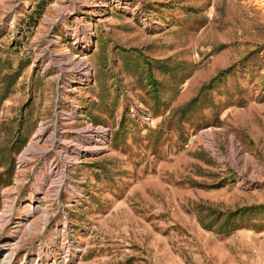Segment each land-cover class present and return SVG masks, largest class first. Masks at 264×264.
Instances as JSON below:
<instances>
[{"label": "rangeland", "instance_id": "obj_1", "mask_svg": "<svg viewBox=\"0 0 264 264\" xmlns=\"http://www.w3.org/2000/svg\"><path fill=\"white\" fill-rule=\"evenodd\" d=\"M16 236L12 264H264V0H0Z\"/></svg>", "mask_w": 264, "mask_h": 264}, {"label": "bare ground", "instance_id": "obj_2", "mask_svg": "<svg viewBox=\"0 0 264 264\" xmlns=\"http://www.w3.org/2000/svg\"><path fill=\"white\" fill-rule=\"evenodd\" d=\"M77 64H78V67L80 68L79 70H81V69L83 70L85 68L84 62L82 60H79ZM84 74L87 75L88 74L87 71ZM8 212H9V210H8ZM13 239L17 240L18 238L16 236ZM18 242L19 241L17 240V242L14 243V241L7 239L6 243L3 246H0V253H2V255H0V264H12L13 259H14L13 258V254H14L13 252H14ZM22 264H27V263H22Z\"/></svg>", "mask_w": 264, "mask_h": 264}]
</instances>
